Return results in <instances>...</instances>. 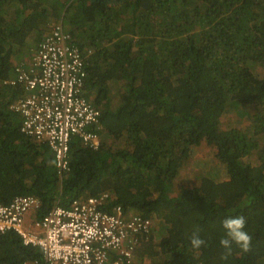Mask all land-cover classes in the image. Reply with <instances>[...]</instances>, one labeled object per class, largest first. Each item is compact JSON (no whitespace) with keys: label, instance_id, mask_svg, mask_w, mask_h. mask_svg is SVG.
Listing matches in <instances>:
<instances>
[{"label":"trees","instance_id":"obj_1","mask_svg":"<svg viewBox=\"0 0 264 264\" xmlns=\"http://www.w3.org/2000/svg\"><path fill=\"white\" fill-rule=\"evenodd\" d=\"M58 25L85 60L79 97L100 112L101 126L95 147L72 139L65 171L47 143L21 132L23 118L13 109L29 95L17 69ZM258 65L264 66V0H0V204L33 196L41 219L74 199L110 193L106 211L120 206L124 216L152 225L129 257L114 253L112 260L264 264ZM244 107L255 110L248 129L222 127L223 115ZM203 142L220 167L209 164L197 184L171 192ZM236 215L246 218L251 249L233 244L222 259L221 222ZM197 230L205 241L200 249L190 244ZM36 262L44 264L40 249L13 231L0 234V264Z\"/></svg>","mask_w":264,"mask_h":264},{"label":"built area","instance_id":"obj_2","mask_svg":"<svg viewBox=\"0 0 264 264\" xmlns=\"http://www.w3.org/2000/svg\"><path fill=\"white\" fill-rule=\"evenodd\" d=\"M69 39L61 25L54 27L25 67L17 69L18 80L29 95L13 106L23 118L21 132L47 143L60 171L68 169L72 139L95 147L98 137L94 132L101 129L100 112L79 97L85 60L69 45ZM108 200L109 193L83 196L37 219L38 198L18 196L9 204H0V234L13 231L24 245L40 249L44 264H121L111 259L112 254L129 257L152 225L138 215L124 216L120 206L106 211Z\"/></svg>","mask_w":264,"mask_h":264},{"label":"rangeland","instance_id":"obj_3","mask_svg":"<svg viewBox=\"0 0 264 264\" xmlns=\"http://www.w3.org/2000/svg\"><path fill=\"white\" fill-rule=\"evenodd\" d=\"M28 48L30 46H27ZM33 50H31L32 52ZM254 71L259 76H264V66H254ZM112 101L116 102L118 96V86L112 87ZM252 107L238 108L234 111H230L228 114L223 115L221 125L223 128H226V125H234L240 129H248V118L254 112ZM214 149L207 146L204 142L194 149L193 153H190L189 158L185 161L180 170V178H176L172 184L171 192H177L180 186L191 187L198 183L199 175L203 173L206 169L210 171L208 165H217L216 160L214 159ZM252 159V158H251ZM253 160V159H252ZM220 167V165H217ZM135 215V214H131ZM150 233V232H149ZM153 236L158 240L161 236V230H157L153 233Z\"/></svg>","mask_w":264,"mask_h":264},{"label":"clouds","instance_id":"obj_4","mask_svg":"<svg viewBox=\"0 0 264 264\" xmlns=\"http://www.w3.org/2000/svg\"><path fill=\"white\" fill-rule=\"evenodd\" d=\"M246 223V218L243 215L229 216L222 220L221 226L225 231L224 237L219 241L220 246L225 250L222 259H226L231 254L233 244L239 246L244 252L250 251L252 236L245 230ZM190 244L194 249H200L205 244L198 230L193 232Z\"/></svg>","mask_w":264,"mask_h":264}]
</instances>
